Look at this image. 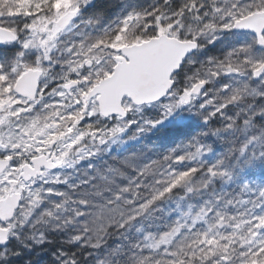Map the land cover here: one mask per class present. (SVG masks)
<instances>
[{
	"label": "snow or ice",
	"instance_id": "snow-or-ice-1",
	"mask_svg": "<svg viewBox=\"0 0 264 264\" xmlns=\"http://www.w3.org/2000/svg\"><path fill=\"white\" fill-rule=\"evenodd\" d=\"M256 162L264 0H0V264H264Z\"/></svg>",
	"mask_w": 264,
	"mask_h": 264
},
{
	"label": "trees",
	"instance_id": "trees-1",
	"mask_svg": "<svg viewBox=\"0 0 264 264\" xmlns=\"http://www.w3.org/2000/svg\"><path fill=\"white\" fill-rule=\"evenodd\" d=\"M184 115H187L185 113ZM195 128L198 129V124L195 120L191 122V126L188 129H177L170 133V140L169 144L170 146H175V143H178L180 139L185 138L189 133L192 132V129ZM150 137L153 136L152 133L148 134ZM212 140H216V144L214 145L215 151L208 155L207 159L209 162H213L217 156L223 151V148L225 145L221 144L217 138L213 137ZM211 142V141H210ZM144 143H149L147 140L144 141ZM127 145H121L117 144L113 146V149L106 153L105 156L102 159H107L109 156H120L122 153L125 152V148ZM163 150V149H161ZM142 151V149H141ZM151 153H148L147 156H151ZM147 158V157H145ZM85 165H87L88 162H83ZM246 171H250L252 175L248 176V180L251 181L250 187L246 191L240 190L238 186V181L233 180L229 183L222 184L219 188L215 189L221 196V203H220V210L222 213H226V218L231 217L235 209L233 207H225V202L228 197H231L233 200H237L238 198L240 200H248V199H255L256 198V191L259 188H264V162H256L253 165L250 166L249 169H246ZM209 194L202 193L199 194L200 199L207 198ZM194 203H199L200 199L197 197H190ZM213 201L215 202V196L211 197ZM166 208H172L175 209V203H170L169 205H165ZM186 208V205H185ZM256 211H260V209H257ZM175 213H173V216ZM240 215L237 213V216ZM171 218V217H170ZM49 241L41 246L32 245L31 251H29L28 248L23 247L22 245L24 243H29L27 241L22 240L21 243L19 242H13V245L11 247V251L9 254L11 255L14 251H20L21 252V259L18 261H15L14 258V264H27V260L24 259V257H29L31 259V264H50V260L52 259V253L57 247L56 241L53 239V237H49ZM43 258V259H41Z\"/></svg>",
	"mask_w": 264,
	"mask_h": 264
},
{
	"label": "water",
	"instance_id": "water-1",
	"mask_svg": "<svg viewBox=\"0 0 264 264\" xmlns=\"http://www.w3.org/2000/svg\"><path fill=\"white\" fill-rule=\"evenodd\" d=\"M3 200L0 201V218L3 217V214H4V207H3ZM12 211L14 212L15 211V208L12 209Z\"/></svg>",
	"mask_w": 264,
	"mask_h": 264
},
{
	"label": "rangeland",
	"instance_id": "rangeland-1",
	"mask_svg": "<svg viewBox=\"0 0 264 264\" xmlns=\"http://www.w3.org/2000/svg\"><path fill=\"white\" fill-rule=\"evenodd\" d=\"M87 169V167H85V166H83V169H81L80 171H79V174H83V172H84V170H86ZM65 171H71V170H65Z\"/></svg>",
	"mask_w": 264,
	"mask_h": 264
}]
</instances>
